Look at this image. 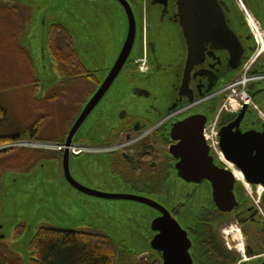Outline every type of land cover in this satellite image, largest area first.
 Listing matches in <instances>:
<instances>
[{
	"label": "water",
	"instance_id": "water-1",
	"mask_svg": "<svg viewBox=\"0 0 264 264\" xmlns=\"http://www.w3.org/2000/svg\"><path fill=\"white\" fill-rule=\"evenodd\" d=\"M25 2L40 3V8L34 11L35 22L27 28L38 45V57H47L49 20H60L73 35L81 61L98 79L95 90L85 100L63 138L61 164L66 183L75 195L82 193L100 201L134 204L145 212L143 221L147 227L141 229L145 249L139 251L132 245L125 246L132 253L137 255L152 248L160 253L162 264H195L191 255L193 241L184 228V218L175 216L171 209L184 201L194 183L203 179L208 180L210 187L189 199L190 212L197 209L198 202L209 200L215 201L222 210H230L240 199L233 189L235 175L222 168L210 152L203 134L202 112L175 116L168 127L170 135L179 140L171 148L177 161L176 172L170 177V200L165 194L137 193L129 186L124 191L107 192L99 187L101 183L90 181L85 173L77 178L72 171L73 154L68 146L80 139L102 143L107 133L119 126L126 116L155 122L210 94L227 75L244 67L252 58L257 43L251 27L237 21L226 0ZM250 6L264 28V0H250ZM72 25L82 29L74 30ZM109 47L112 51L107 56ZM83 55L94 62L103 56L108 61L101 69L92 68L86 65ZM130 63L133 68L145 66V71L139 73L137 69L128 75ZM40 70L44 71V66ZM251 92L256 106L264 110V81L255 82ZM249 106L243 104L235 121L218 133L219 145L226 159L248 182L264 183V131L255 128L258 121L264 123V120L258 114L256 118L252 115L253 124L247 126L243 119ZM85 156L92 160V165L83 166L84 170H92L94 166L93 170L110 172L105 153ZM108 180L125 185L113 177Z\"/></svg>",
	"mask_w": 264,
	"mask_h": 264
},
{
	"label": "rangeland",
	"instance_id": "rangeland-1",
	"mask_svg": "<svg viewBox=\"0 0 264 264\" xmlns=\"http://www.w3.org/2000/svg\"><path fill=\"white\" fill-rule=\"evenodd\" d=\"M12 4L16 2L7 0V9L0 13V106L4 110L0 113V134L15 135L22 132L38 114L48 111L50 117L42 127L43 135L50 140L61 141L60 135L67 131L78 109L96 88V83L89 78H75L67 83L62 80L57 64L47 51L45 59L38 57V45L31 37L32 33L27 30L35 22L34 13L19 5L16 11H12ZM24 22V31L19 39L22 48L12 43L11 37ZM72 27L74 30L82 29ZM22 49L29 52L35 65L34 74L21 55ZM111 49H107V56ZM82 58L87 66L100 69L108 61L104 56L96 62L84 55ZM41 66H44V71L40 70ZM34 77L37 80H33ZM237 87L236 92L240 90ZM232 89H227L228 97ZM55 93L60 95L53 98L48 106L40 104V100ZM21 139H29V136H22ZM61 161L62 152L48 150L30 159L20 149L0 155V245L21 257L27 264L30 259L28 246L31 236L39 226L49 225L108 233L118 243L123 240L124 247L132 245L139 251L145 249L142 243L145 236L141 230L147 227L143 221L145 212L134 204L100 201L82 193L75 195L64 179ZM85 165H92V160L85 153L71 156L72 171L77 178H82L85 173L90 181L103 184L99 187L104 191L127 190V186L108 180L113 177L121 181L111 171L105 174L99 169L93 170L94 166L92 170H84ZM18 225L24 226L21 234L15 231ZM232 225H235L234 222ZM141 256H145L144 252L137 254V258Z\"/></svg>",
	"mask_w": 264,
	"mask_h": 264
},
{
	"label": "flooded vegetation",
	"instance_id": "flooded-vegetation-1",
	"mask_svg": "<svg viewBox=\"0 0 264 264\" xmlns=\"http://www.w3.org/2000/svg\"><path fill=\"white\" fill-rule=\"evenodd\" d=\"M13 1L16 4H12L10 8L13 5H16L17 8L19 5L30 9V13H34L40 8L39 2L32 3L30 6L25 0ZM226 1L230 4L237 21L244 23L250 29L251 26L247 22V17L242 8L244 6L264 34V28L250 10V0ZM6 3L7 0H0V13L1 10L7 9ZM25 23L21 26L25 27ZM50 24L64 26L60 20H51ZM64 27L66 28V26ZM71 36L73 38L72 34ZM250 40L253 41L252 38ZM256 43L258 45H255L252 61L247 70L249 74H256L255 71H257L259 72L257 74L261 76L260 79L248 83L247 86L253 104L255 102L251 89L255 82L264 81V49L260 52L257 40ZM135 71L137 68H133L132 63H130L127 74L131 75ZM243 72V67L238 68L220 81L216 90L210 94L184 105L175 112L164 115L155 122L137 116H126L119 126L107 133L102 143H94L85 139L79 141L88 147V150L83 152L85 154L105 153L109 160V170L113 175L120 177L125 186H129L132 191L147 195L165 194L166 199L170 200L168 192L170 177L176 172L174 167L177 161L171 148L179 140L170 135L168 127L174 121L175 116L195 111L204 114L203 134L210 152L222 168L235 175L236 180L233 189L240 199H238V204L230 210H222L216 206L215 201L209 200L210 202L207 201V203L198 202L197 209L190 212L187 209L189 199L193 198L194 194H199L200 190L210 187L208 180L203 179L194 183L190 187L191 192L186 193L184 201H179L171 209L175 216L184 218V228L193 241L191 255L195 264H264V183L248 182V179L240 174L239 169L226 159L221 151L218 138V133L232 124L239 113L240 108L234 111L228 110L224 100L227 96V89H229L228 84L239 78ZM262 96L264 97L263 94ZM51 100L49 101L51 102ZM256 108L253 109L250 104L244 111L243 120L249 127L253 124L250 119L252 115L256 118V114L262 113L264 120V110L259 107ZM212 126L213 137L219 146L220 154H217L210 139L207 138ZM255 128L257 131L263 132L264 123L258 121ZM66 132L61 134L60 138L63 139ZM233 222L235 225H232ZM118 245L120 249L129 252L127 247L123 246L122 241ZM239 246L243 250L239 251ZM143 252L145 256L141 259L147 260L155 257L157 261L152 259L151 263L162 264L160 253L157 250L149 248Z\"/></svg>",
	"mask_w": 264,
	"mask_h": 264
},
{
	"label": "trees",
	"instance_id": "trees-1",
	"mask_svg": "<svg viewBox=\"0 0 264 264\" xmlns=\"http://www.w3.org/2000/svg\"><path fill=\"white\" fill-rule=\"evenodd\" d=\"M10 10L16 11V5H13ZM22 28L21 26L16 30L11 37V42L16 43L19 47H22L18 41ZM47 48L49 55L57 64L62 80H66V83L75 78H89L98 84V79L94 73L88 70L81 61L73 38L64 26L60 24L49 25ZM21 55L27 61L28 69L34 74V67L29 52L22 49ZM33 80L37 79L34 77ZM58 95L60 94L55 93V95L49 96L47 99L40 100V104L48 106L49 100L58 97ZM3 111L0 106V113H3ZM49 117L50 112H42L21 133L0 135V146L21 139L22 136H29L30 139H34ZM17 149L24 151L27 159L35 158L42 152L34 149L7 147L0 149V155H7ZM23 228V225H18L15 228L16 233L21 234ZM28 249L30 253L28 264H155L151 263V260L155 259L157 261L155 257L149 258L150 260H143L137 258V255L130 251L120 249L118 243L105 233L86 231L84 229L59 228L49 225H42L36 229ZM0 264H24V261L21 257L15 256L0 245Z\"/></svg>",
	"mask_w": 264,
	"mask_h": 264
},
{
	"label": "built area",
	"instance_id": "built-area-1",
	"mask_svg": "<svg viewBox=\"0 0 264 264\" xmlns=\"http://www.w3.org/2000/svg\"><path fill=\"white\" fill-rule=\"evenodd\" d=\"M248 64L243 72V74L234 80L232 83L229 84L228 87H233L232 94H230V97H226L225 104L228 106V110L234 111L237 108H239L244 103L251 102V97L249 95V92L246 90L245 86L248 82L254 80V79H260V75H248L247 69L249 68ZM237 89L240 88L238 92H236L235 87ZM233 96V98H231ZM207 138L210 139L212 147L215 149L216 152H218L217 144L213 137V126L210 130V133L207 135ZM7 147H16V148H32V149H44V150H56L61 151L64 149L65 145L58 142H49V141H42V140H14L10 143H7L0 148H7ZM70 152L74 155H78L80 153L85 152L88 150V147L83 145L82 143L75 142L72 145L68 146Z\"/></svg>",
	"mask_w": 264,
	"mask_h": 264
},
{
	"label": "bare ground",
	"instance_id": "bare-ground-1",
	"mask_svg": "<svg viewBox=\"0 0 264 264\" xmlns=\"http://www.w3.org/2000/svg\"><path fill=\"white\" fill-rule=\"evenodd\" d=\"M242 8H243L244 13H245V15L247 17V20H248L247 22H249V24H250V26L252 28V31H253V33L255 35V38H256L257 42L259 43L260 52H261L264 49V34H263L262 30L260 29L259 25L257 24V22L255 21V19L253 18V16L251 15V13L249 11H247L244 8V6ZM238 250L241 251L243 249H242L241 246H239Z\"/></svg>",
	"mask_w": 264,
	"mask_h": 264
},
{
	"label": "crops",
	"instance_id": "crops-1",
	"mask_svg": "<svg viewBox=\"0 0 264 264\" xmlns=\"http://www.w3.org/2000/svg\"><path fill=\"white\" fill-rule=\"evenodd\" d=\"M29 126V125H28ZM27 126V127H28ZM26 127V128H27ZM43 127V126H42ZM26 128L24 129V130H26ZM23 130V131H24ZM19 133H21V132H19ZM18 134V133H17ZM0 135H2V134H0ZM35 138H37V139H50L49 137H47V136H45V135H43V132H42V128L40 129V131L37 133V135L35 136Z\"/></svg>",
	"mask_w": 264,
	"mask_h": 264
}]
</instances>
